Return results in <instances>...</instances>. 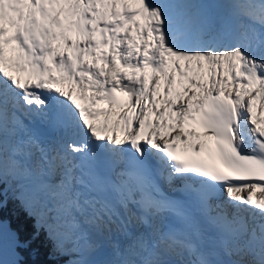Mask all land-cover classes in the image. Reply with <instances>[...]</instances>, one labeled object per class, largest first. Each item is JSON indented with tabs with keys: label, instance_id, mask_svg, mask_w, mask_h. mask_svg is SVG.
Instances as JSON below:
<instances>
[{
	"label": "snow or ice",
	"instance_id": "snow-or-ice-1",
	"mask_svg": "<svg viewBox=\"0 0 264 264\" xmlns=\"http://www.w3.org/2000/svg\"><path fill=\"white\" fill-rule=\"evenodd\" d=\"M0 264H264V0H0Z\"/></svg>",
	"mask_w": 264,
	"mask_h": 264
},
{
	"label": "trees",
	"instance_id": "trees-1",
	"mask_svg": "<svg viewBox=\"0 0 264 264\" xmlns=\"http://www.w3.org/2000/svg\"><path fill=\"white\" fill-rule=\"evenodd\" d=\"M41 251H42V253H44V254H41L40 256L36 257V259H37L38 261H45V260L47 259V257H46V251H47V249L41 248ZM26 259H32V258L26 256Z\"/></svg>",
	"mask_w": 264,
	"mask_h": 264
},
{
	"label": "bare ground",
	"instance_id": "bare-ground-1",
	"mask_svg": "<svg viewBox=\"0 0 264 264\" xmlns=\"http://www.w3.org/2000/svg\"><path fill=\"white\" fill-rule=\"evenodd\" d=\"M103 118L101 117L97 122L101 121Z\"/></svg>",
	"mask_w": 264,
	"mask_h": 264
}]
</instances>
